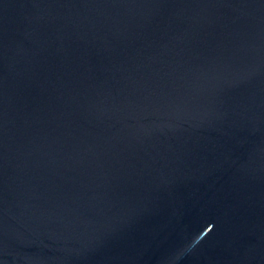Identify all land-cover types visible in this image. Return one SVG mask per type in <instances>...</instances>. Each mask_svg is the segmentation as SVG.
<instances>
[{"label":"water","instance_id":"1","mask_svg":"<svg viewBox=\"0 0 264 264\" xmlns=\"http://www.w3.org/2000/svg\"><path fill=\"white\" fill-rule=\"evenodd\" d=\"M0 264H264V0H0Z\"/></svg>","mask_w":264,"mask_h":264}]
</instances>
